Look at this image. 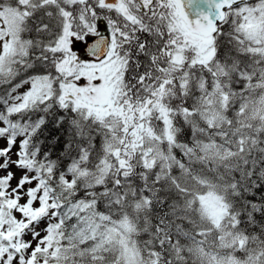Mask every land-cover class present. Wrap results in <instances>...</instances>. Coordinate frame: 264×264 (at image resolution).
<instances>
[{
	"label": "snow or ice",
	"instance_id": "obj_1",
	"mask_svg": "<svg viewBox=\"0 0 264 264\" xmlns=\"http://www.w3.org/2000/svg\"><path fill=\"white\" fill-rule=\"evenodd\" d=\"M0 264H264V0H0Z\"/></svg>",
	"mask_w": 264,
	"mask_h": 264
}]
</instances>
